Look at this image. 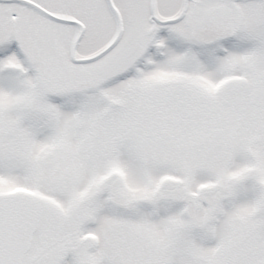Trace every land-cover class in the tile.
I'll use <instances>...</instances> for the list:
<instances>
[{"label":"snow or ice","instance_id":"1","mask_svg":"<svg viewBox=\"0 0 264 264\" xmlns=\"http://www.w3.org/2000/svg\"><path fill=\"white\" fill-rule=\"evenodd\" d=\"M0 264H264V0H0Z\"/></svg>","mask_w":264,"mask_h":264}]
</instances>
